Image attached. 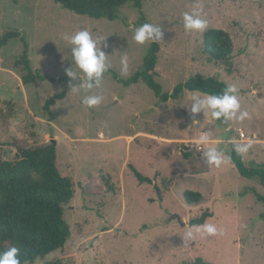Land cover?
I'll return each mask as SVG.
<instances>
[{"label":"rangeland","instance_id":"374dc122","mask_svg":"<svg viewBox=\"0 0 264 264\" xmlns=\"http://www.w3.org/2000/svg\"><path fill=\"white\" fill-rule=\"evenodd\" d=\"M200 7L207 29L186 31L183 13ZM144 23L163 33L156 77L163 92L197 73L214 76L236 86L249 117L223 125L204 122L200 114L196 119L203 126H193L185 103L197 91L162 102L142 81H118L112 71L127 79L144 63L152 41L141 45L133 39ZM213 28L233 39L232 74L203 52L204 33ZM85 29L99 38L109 64L101 87L93 90L103 100L93 108L82 103V91L73 90L81 79L65 71L72 59L69 37ZM9 30L26 36L33 69L48 78L23 84L26 71L16 66L24 50L21 38L0 47V158L55 140L61 171L75 184L64 214L70 238L34 264H194L198 257L212 264H264V204L256 194L264 195V186L242 176L227 153L230 140L250 141L246 166L264 163V1L143 0L142 10L128 3L111 20L78 14L54 0H0V37ZM61 92L66 96L52 107L50 120L43 105ZM205 131L210 142L198 145ZM211 147L225 154L219 168L202 159ZM130 164L152 183H140ZM185 190L201 192L203 201L187 203ZM206 209L213 213L206 222L218 234L184 242L191 219Z\"/></svg>","mask_w":264,"mask_h":264},{"label":"trees","instance_id":"16d2710c","mask_svg":"<svg viewBox=\"0 0 264 264\" xmlns=\"http://www.w3.org/2000/svg\"><path fill=\"white\" fill-rule=\"evenodd\" d=\"M54 1L78 14L111 20L118 17L120 8L125 4L131 3L140 10L143 8V0ZM13 38H21L24 43L22 55L16 62L17 67L21 66L26 71L22 76L23 84L27 85L37 79L48 78L40 70L33 69L29 57V43L21 32L17 30L5 32L0 37V47L6 46ZM203 47L209 62L222 65L228 73H233L234 43L228 31L222 28L207 30L204 33ZM160 52V42H151L144 63L132 76L124 79L115 71L112 73L126 86L144 82L162 102L180 98L185 90L219 94L227 86L225 81L214 76L197 73L175 86L172 92H163L162 85L156 80L160 74L158 71ZM65 96L66 92H61L46 100L43 109L49 114L50 120L55 118L52 107ZM216 122L226 124L223 121ZM227 153L242 176L257 178L264 186V163L246 166L244 159L232 150L231 143ZM184 155L189 156L188 153ZM130 167L140 183H152L150 177L143 175L131 164ZM156 189L161 197L160 189L157 186ZM256 194L258 200L264 204V195ZM74 195V181L61 171L56 143L21 149L11 159L0 158V251L16 246L20 248L22 264L25 262L34 264L50 253L64 248L71 236L70 225L64 217L65 205L73 199ZM183 196L189 204L201 203L204 198L201 192L194 190H185ZM212 216L211 210L206 209L199 217L191 219L190 225H202ZM261 216L264 219V213ZM45 264H62V262L50 260ZM194 264L212 263L198 257Z\"/></svg>","mask_w":264,"mask_h":264},{"label":"clouds","instance_id":"9594fccd","mask_svg":"<svg viewBox=\"0 0 264 264\" xmlns=\"http://www.w3.org/2000/svg\"><path fill=\"white\" fill-rule=\"evenodd\" d=\"M183 25L186 31L203 32L208 27V21L203 18V8L192 12L183 13ZM161 28L155 24L144 23L136 27L133 39L137 44H145L152 41L157 42L162 39ZM71 44V66L66 68V75L72 80L81 79V83L77 87H73L75 91L84 93L82 103L88 108H93L101 104L103 97L94 94L93 90L101 87L102 78L108 71L109 64L107 62V54L100 46L99 38L93 37L88 30H79L69 37ZM105 41V40H104ZM107 47V44L104 45ZM122 72L127 73V57L121 58ZM192 119V125L203 126L206 120L223 121L227 123L231 120L244 121L249 117L246 110H242L238 89L235 85H227L221 93L210 94L207 92H193L185 103ZM203 114L204 122L196 119L197 116ZM210 142V134L205 131L198 139V145H206ZM232 144V150L244 159L252 148V143H241L236 140L229 141ZM202 159L211 167L219 168L226 162L224 152L216 147L208 148L202 152ZM230 159V157H229ZM207 234L215 236L218 229L214 224L205 222L202 225H194L192 229L187 231L184 236V242L195 240L198 234ZM0 264H22L20 259V248L12 246L4 251H0ZM27 264V262H25Z\"/></svg>","mask_w":264,"mask_h":264},{"label":"built area","instance_id":"2783aa9c","mask_svg":"<svg viewBox=\"0 0 264 264\" xmlns=\"http://www.w3.org/2000/svg\"><path fill=\"white\" fill-rule=\"evenodd\" d=\"M240 136H241V139H245V137H246V133L244 132V131H241L240 132Z\"/></svg>","mask_w":264,"mask_h":264},{"label":"water","instance_id":"95a60500","mask_svg":"<svg viewBox=\"0 0 264 264\" xmlns=\"http://www.w3.org/2000/svg\"><path fill=\"white\" fill-rule=\"evenodd\" d=\"M53 143H56V141H55V140H53Z\"/></svg>","mask_w":264,"mask_h":264}]
</instances>
